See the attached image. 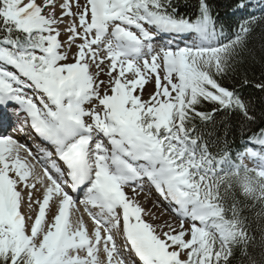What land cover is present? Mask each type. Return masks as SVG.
Wrapping results in <instances>:
<instances>
[{
	"label": "trees",
	"instance_id": "16d2710c",
	"mask_svg": "<svg viewBox=\"0 0 264 264\" xmlns=\"http://www.w3.org/2000/svg\"><path fill=\"white\" fill-rule=\"evenodd\" d=\"M153 1L169 18L205 20L203 26L223 40L209 58L218 63L189 51L180 75L186 80L182 122L194 140V165H185L188 178L207 203L211 224L223 230L217 239L203 229V249L192 252L186 264H264V177L216 167L220 158L233 162L245 137L264 139V11L242 21L221 13L237 0ZM11 260L0 250V264Z\"/></svg>",
	"mask_w": 264,
	"mask_h": 264
},
{
	"label": "rangeland",
	"instance_id": "374dc122",
	"mask_svg": "<svg viewBox=\"0 0 264 264\" xmlns=\"http://www.w3.org/2000/svg\"><path fill=\"white\" fill-rule=\"evenodd\" d=\"M95 2L96 0H83V5L86 4V2ZM29 6V3H26L25 5H18L17 10L22 11V10H28L26 7ZM86 6V5H84ZM83 6H81L82 9ZM114 11V10H113ZM29 12V11H28ZM33 15V13H31ZM31 14L29 16H31ZM121 17L126 18V17H131L132 15L129 12H122ZM116 18V16H114ZM70 22L75 23L78 22V25L74 28L73 35L75 44L77 46L78 53L80 54V57L82 58V63H84L86 67V71L83 72L78 69L73 70L72 76L69 74L67 75V80L69 81L68 84L71 83H77L75 85H78L80 87V91H87V88L90 90L88 92V96L85 97L86 101L83 104H86L88 102H94L95 99L97 101L95 102V105L92 107V111L97 112L99 118L102 120L101 124L104 126V128L108 129V122L109 120H104L103 117L107 115L106 110L103 108L101 105L100 101L103 99L102 96L109 95L108 99H111L112 96H114L115 92V99L113 103L115 105V108L119 110L120 108V103L121 97L119 95V92H123L129 89L128 84H135L134 92H133V98H130L129 103H133L134 105H140V109L144 111L146 114H149V112H154L155 107H156V102L158 101V98H161V101L165 103V101H171L173 102L174 100L172 99L173 96H175L178 88V84L176 82L177 76H176V70L171 71L172 68H161V64H163L164 59L163 57L159 56L156 57L155 64L157 67L149 66L143 64V62H136L134 65V72L131 74L129 71L126 72L122 77L119 76L120 72H122L125 68L123 66H117L115 68V71H109L107 72V63H105V68L106 72L104 70L100 69H95L93 66H88V64L85 63V59L89 58L91 55L89 54V51L84 53V48H83V35L82 39H79L78 37L80 36V31L83 29L82 24L80 23L78 18H72ZM65 43H67V39L65 40ZM70 46V45H68ZM52 52L54 53H59V50L57 48H53ZM97 59L101 60L100 57L97 56ZM56 62L55 64L57 65L58 63L62 62V57L60 58H55ZM151 60V59H150ZM141 61V60H140ZM163 61V62H162ZM131 65V64H130ZM161 68V69H160ZM113 69V68H112ZM170 72V75L167 74V72ZM124 72V71H123ZM166 72V74H165ZM172 72V73H171ZM96 75H99V78H101V81H99V85H95L96 81ZM83 77H90V79L87 82H80L79 78ZM120 79L119 85L115 84V81ZM127 85V86H126ZM92 89H97V90H92ZM92 93V95H91ZM117 100V101H116ZM108 101V100H107ZM165 105H167L165 103ZM86 106V105H85ZM125 107H132L130 104H124ZM168 106V105H167ZM147 109V110H146ZM137 109L132 108L131 111L129 110L127 113H134L136 112ZM88 112H81V115L77 116L80 118L81 116H87ZM163 114V113H162ZM161 114V115H162ZM156 117H161L155 114ZM86 117L84 118V120ZM137 148V147H134ZM23 196H20L18 199H15L16 205H19L22 202ZM32 200L37 202V208H34L33 211H28V208L26 209L28 212L25 215L28 218V221H33V224H36L35 216L40 214L41 211H43L44 207L47 206V202L45 199L42 201L38 202L37 201V194L34 195ZM150 201V200H146ZM33 202V201H30ZM155 209L154 215H158V218L162 219H167L168 223L172 226L174 229L172 233H170L169 238H166L164 242H168L165 244V247L168 248L172 253H176V257L174 258V261L177 263H181L183 260L184 253L180 248H174L171 247V243H179L180 245L184 244H189L190 245V238L192 235V231L194 229V224L190 223L186 218H179V217H174L170 215L166 210H162V207L159 204L153 203ZM51 207L52 210L55 209L53 206L52 202H49L48 207ZM205 215V214H204ZM18 221L20 223L13 224L11 226H15L17 229V233L20 236L22 240H31V237H33L34 241H31V244L38 250L42 252L43 257H47L53 253H56V256L54 257V264H75V262H78L79 264H88V259L90 256L91 250L92 249H86L85 246H89L91 241L89 240L90 236V231L87 229L84 231V236L83 237H78L75 235L70 236L69 239L63 241L66 239V237L62 234L59 235V239L55 241L53 244V237L50 239H44L42 242H37L38 234L33 235V231L28 230L27 228L24 227V222L19 218ZM156 225H158V221L156 222ZM46 226L42 227L41 229L43 230ZM160 228V226H154V229ZM54 235H57L58 231L56 228L52 230ZM68 231H65L67 233ZM161 233V232H160ZM155 234V233H154ZM164 234V236H163ZM33 235V236H32ZM0 236H10V240H14V237H17L15 234L14 237H12V233L10 232L9 229H7V225L1 223L0 221ZM159 236V234L157 235ZM157 236H155V242L156 243H162L163 241H159L157 239ZM163 236V237H162ZM160 237L164 240L165 233L163 232ZM48 238V237H46ZM176 242H174V240ZM67 243V246L65 245ZM52 245V246H50ZM49 248V249H48ZM154 250L158 252V248L155 247ZM85 259V261H84ZM97 264V263H93Z\"/></svg>",
	"mask_w": 264,
	"mask_h": 264
},
{
	"label": "bare ground",
	"instance_id": "6f19581e",
	"mask_svg": "<svg viewBox=\"0 0 264 264\" xmlns=\"http://www.w3.org/2000/svg\"><path fill=\"white\" fill-rule=\"evenodd\" d=\"M36 1H39V0H36ZM36 6H37V10L39 11V13L43 12L47 7V6L43 7V6L39 5L38 3L36 4ZM17 112H18V110L16 109V110H14L13 114H15ZM1 162H2L1 165L3 166V168L0 169V175L4 176L8 181L13 183L14 178H13V175L10 172L9 168L6 169L7 171H5V169H4L6 167L5 160H2ZM34 174H35V172L30 173V177H29L30 180L29 181L27 180L26 185H24V187H22L23 190H25L27 192H31L32 190H34V188L37 185V182L35 183L34 179H33ZM45 191H48L49 195H50L49 192H52L51 190H45ZM26 198H31V194L28 193L27 195L26 194L24 195L23 204L26 203L25 202ZM132 205L135 207L134 211L139 216V219L142 221V223L145 224L146 228L150 231L149 234L146 233V237L148 235L151 236V234L155 233L154 234L155 236H157L159 234V236H157V239L159 241H163V239L160 237V235L164 232L165 233L164 241H165L166 238H168L169 234L171 232H173L174 229L168 223L167 219L158 218V215H154L156 208L154 207V205L151 201L145 200V198L143 197V194H141V193L137 194L132 200ZM141 208L143 210H141ZM4 211H5V213L8 212V206L7 205H5ZM18 213L19 214L21 213V208L18 210ZM46 216L50 220V226L51 227L54 226V223L56 222V215L47 211ZM38 220L40 221L39 218H38ZM157 221H158V225H156ZM154 226H160V228H156V230H155ZM163 236H164V234H163ZM147 241H149V239ZM149 242H152V241H149Z\"/></svg>",
	"mask_w": 264,
	"mask_h": 264
}]
</instances>
